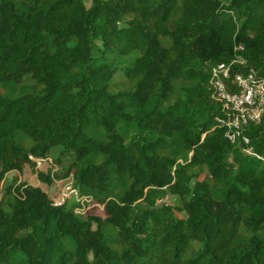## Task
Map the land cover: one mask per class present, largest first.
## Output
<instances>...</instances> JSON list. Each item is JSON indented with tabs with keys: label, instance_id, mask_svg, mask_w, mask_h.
Here are the masks:
<instances>
[{
	"label": "trees",
	"instance_id": "obj_1",
	"mask_svg": "<svg viewBox=\"0 0 264 264\" xmlns=\"http://www.w3.org/2000/svg\"><path fill=\"white\" fill-rule=\"evenodd\" d=\"M89 2L0 0V264H264V116L230 143L212 74L264 81V0ZM37 161L81 203L1 186Z\"/></svg>",
	"mask_w": 264,
	"mask_h": 264
},
{
	"label": "built area",
	"instance_id": "obj_2",
	"mask_svg": "<svg viewBox=\"0 0 264 264\" xmlns=\"http://www.w3.org/2000/svg\"><path fill=\"white\" fill-rule=\"evenodd\" d=\"M212 74L215 95L226 110L216 121L226 129L225 138L230 143L247 145L246 128L259 123L264 116V81L256 80L252 72L231 74L224 65L213 69Z\"/></svg>",
	"mask_w": 264,
	"mask_h": 264
},
{
	"label": "rangeland",
	"instance_id": "obj_3",
	"mask_svg": "<svg viewBox=\"0 0 264 264\" xmlns=\"http://www.w3.org/2000/svg\"><path fill=\"white\" fill-rule=\"evenodd\" d=\"M84 1L86 3V6L89 7V0ZM50 167H52L50 161H37L35 170H31L28 167H25L22 172L18 173L14 171L6 174L1 186H3L4 188L5 186L9 185L10 182L15 179V177H17L18 182L22 184L42 187L55 204H63L65 201V203H67L68 205L71 204L72 208L74 207L75 203H81L78 193L75 189L74 181L71 177L61 181H53L51 185H45L40 182L38 178V173L45 174L47 170L50 169ZM173 202L174 199L171 196H166L163 200L157 202V207H161L164 204H173ZM146 209L147 205L143 202L138 203L136 206V210L138 211V213H142ZM89 211L97 215L104 214L102 208L93 206V204L89 207ZM194 247L195 250L199 248V246L196 244L194 245Z\"/></svg>",
	"mask_w": 264,
	"mask_h": 264
}]
</instances>
